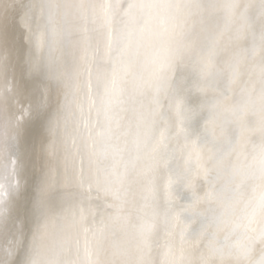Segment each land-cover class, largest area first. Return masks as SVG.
Segmentation results:
<instances>
[{"label":"clouds","instance_id":"clouds-1","mask_svg":"<svg viewBox=\"0 0 264 264\" xmlns=\"http://www.w3.org/2000/svg\"><path fill=\"white\" fill-rule=\"evenodd\" d=\"M28 2L53 150L24 264H264V0Z\"/></svg>","mask_w":264,"mask_h":264},{"label":"bare ground","instance_id":"bare-ground-1","mask_svg":"<svg viewBox=\"0 0 264 264\" xmlns=\"http://www.w3.org/2000/svg\"><path fill=\"white\" fill-rule=\"evenodd\" d=\"M30 7L28 0H7L0 7V264H24L37 223V179L50 141L44 115L36 118L35 106L44 99L39 78L29 77L25 64L29 44L21 17ZM68 71L74 73L75 65ZM72 151L69 136V164Z\"/></svg>","mask_w":264,"mask_h":264},{"label":"snow or ice","instance_id":"snow-or-ice-1","mask_svg":"<svg viewBox=\"0 0 264 264\" xmlns=\"http://www.w3.org/2000/svg\"><path fill=\"white\" fill-rule=\"evenodd\" d=\"M30 15H31L30 10L26 11V12L23 14V16L21 17V23L27 25V22H28V19H29ZM51 64H52V61H51V59H50L49 62H48L49 77H50V78H57V79H59L60 76H61V73H59V72H53V71H52ZM45 104H46V97H44V99H43V103H42V104H37V105L35 106V112H36V118H37V120L42 119V117H43V113H44ZM50 131H51V130L49 129V133H50ZM52 150H53V145H52L51 143H49V144L47 145V151H48V152H51ZM67 179H68V178L65 177V181H67ZM47 188H48V186H47L46 184H45L44 186H42V189H41L42 194H43V193H46ZM11 254H12V249L9 248V249H8V255L11 256ZM5 264H7V262H5Z\"/></svg>","mask_w":264,"mask_h":264}]
</instances>
